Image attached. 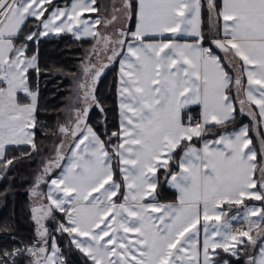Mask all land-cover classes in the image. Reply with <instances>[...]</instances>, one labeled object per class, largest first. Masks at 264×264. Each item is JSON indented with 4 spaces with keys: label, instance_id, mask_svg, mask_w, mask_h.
<instances>
[{
    "label": "snow or ice",
    "instance_id": "snow-or-ice-1",
    "mask_svg": "<svg viewBox=\"0 0 264 264\" xmlns=\"http://www.w3.org/2000/svg\"><path fill=\"white\" fill-rule=\"evenodd\" d=\"M206 4L207 34L201 27L204 0H119L103 18L98 0H71L63 7L54 0H0V173L40 150L34 131L40 40L70 33L94 41L73 75L68 108L55 113L68 118L48 133L64 139L30 189L36 238L0 250V264H17L23 256L28 264H69L46 226L57 212L63 219L56 231L67 234L69 251L75 248L89 264H230L218 250L264 264V243L254 251L264 238V0ZM132 18L134 31L116 26ZM29 19L35 30L30 26L21 37ZM98 26L116 27L108 33ZM165 33L171 38L149 40ZM178 33L192 42H178ZM29 43L37 45L31 55ZM116 59L119 128L105 141L87 121L92 108L104 113L97 84L109 66L104 61ZM237 104L251 127L233 123ZM192 105L199 106L198 115L190 112ZM10 145L30 151L7 158ZM56 169L60 175L47 180ZM162 183L175 189V201H159ZM5 232L10 235L7 226Z\"/></svg>",
    "mask_w": 264,
    "mask_h": 264
},
{
    "label": "trees",
    "instance_id": "trees-1",
    "mask_svg": "<svg viewBox=\"0 0 264 264\" xmlns=\"http://www.w3.org/2000/svg\"><path fill=\"white\" fill-rule=\"evenodd\" d=\"M68 0H54V5H62V3H67ZM217 3H220V0H217ZM215 22V21H213ZM35 20L29 19L24 26V30L21 33V37L30 30H35ZM209 13L207 10L206 0H204V8L202 15V30L205 34L209 32ZM92 40L88 39H75L70 33L61 34V35H49L46 38L40 40L38 48H39V64L41 69V75L38 78L39 84V112L37 113V127L35 131V142L39 147V151L33 153L27 159H17L12 165L11 169L4 173H0V250L7 248L8 250H12L13 246L18 247L22 244H31L33 240L36 238V225L32 220L31 215V207L33 203L31 202L29 196V190L23 185L33 184L34 177L36 176L42 162L48 156L51 150V144L55 133L56 125L59 121V116L57 110H52L49 108L52 106L50 100L52 96L50 94V76L53 75H66L70 77L69 72H63L60 69L54 68V64L57 62H52L51 59H45L44 52L46 49H52L56 52L62 50V52L67 53L64 57H69L67 60L70 62L72 59L78 60L80 63V58L84 56L86 50L88 49V44H90ZM31 47H29V52H34L37 48V45L34 43H29ZM63 57V58H64ZM59 60L61 62H64ZM66 63V62H65ZM53 64V65H51ZM76 65V64H75ZM79 65V64H78ZM74 67V66H72ZM101 79H108L107 83V97L105 101H101L104 106V113L102 114L99 109L92 108L89 116V122L92 123L96 132L102 137L103 140L107 141L113 131L118 130V111H117V101H116V87H117V65L116 61L107 69H105L104 73L101 76ZM37 83V77L35 72H32V84L35 87ZM20 98L23 100V95L20 94ZM237 107V105H236ZM53 119L54 122H53ZM237 127L241 123H248V125H252L251 119L247 115H240L239 109L237 107V119L233 122ZM232 129L231 126L229 130ZM260 130V129H259ZM254 131L249 133L250 137L253 141V147L259 151L260 141L257 136V132L254 134ZM214 137V136H210ZM116 139H112V144L116 143ZM46 142V143H45ZM182 150V149H181ZM181 150H178L175 153V159L178 158ZM30 151V146H8L6 149L7 158L20 157L22 154ZM175 168V167H174ZM57 171L46 177L47 180ZM162 176V173H161ZM160 176V179L162 177ZM46 184L41 185V191L45 192ZM160 187H165L164 183L161 184ZM250 203H259L258 201H252ZM9 207V216H8V224L7 230L10 232L6 234L5 227L2 219V212L4 207ZM235 210V209H234ZM233 211V210H232ZM56 218L49 219L47 223L50 227H54L57 225V221H61L62 215L57 212ZM56 228H53L54 234L56 236L57 243L61 246L62 251L64 252L66 258L68 259L69 264H89L86 257L83 256L75 248H72L69 251L68 241L69 238L67 234H61L56 231ZM52 230V229H51ZM52 234V231L50 232ZM264 240V238H262ZM259 244V241H258ZM258 244L254 251L257 250ZM219 251V256L227 259L230 264H246V257L241 256L239 259L231 256L230 254L223 253L222 250ZM17 264H28V257L23 256L18 258Z\"/></svg>",
    "mask_w": 264,
    "mask_h": 264
},
{
    "label": "rangeland",
    "instance_id": "rangeland-1",
    "mask_svg": "<svg viewBox=\"0 0 264 264\" xmlns=\"http://www.w3.org/2000/svg\"><path fill=\"white\" fill-rule=\"evenodd\" d=\"M98 3L100 4V15H101V18H103L105 16H108V17L111 16L112 7H113L114 4L117 7L119 6V0H98ZM131 22H132V19L131 20H121L120 22H118V24L116 26H119V24H123L124 26L128 27L131 24ZM116 26L108 27L106 30L103 27H100V26H98V27L100 28L101 32L107 31L108 33H112L115 30ZM93 43H94V41H92L90 44L86 45V46H88V49L90 48V46ZM29 47H31V46L29 45ZM34 52H29L28 54L31 55ZM66 54L67 53L62 52V50H59V51L56 52L55 50H52V49H49V50L46 49L45 52H44L45 59H51L52 62H55V63L57 62V64H54V65L51 64V65L54 66V68L56 67L57 69H60L63 72H69L71 74L70 77H68L66 75H63V76H60V75L50 76L51 77L50 78V83H49L50 93H47V94L48 95L50 94V96H52V99L50 100L52 106H50L49 108H51L53 111L57 110V112H61L62 110H65L66 108H68V99L73 95L74 90H75V81L73 80V75L77 73L78 64H80L78 60H75V62H74L73 59L70 62H68L67 59L69 57H64V56H66ZM62 58H63L64 62L59 63L60 62L59 60H62ZM104 62L109 64V66L107 67V68H109L115 61L109 62V61L105 60ZM72 66H74V67H72ZM107 83H108V79L103 80V79L100 78L99 81H98V84H97V89L98 90H97L96 94H97L100 102L102 100L105 101V99L107 97V95H106V93H107V88H106L107 87ZM22 102H26V101H22ZM90 112H91V110H90ZM90 112H89V116H90ZM67 118H68L67 112H64V114L59 115V121H64ZM54 120L55 119H53V122H54ZM88 120H89V117H88ZM87 122L90 123V125L94 128V126L92 125L91 122H89V121H87ZM61 139H64V138L60 137L58 139L57 136H54L52 142H50V143H52L51 144V150H50L48 156L44 159L43 162H45L48 157L54 155L53 146L54 145H58L60 143ZM67 144H68V141L66 140L65 141V147L67 146ZM41 167H42V164H41L39 170L41 169ZM32 186H33V184L31 183V184L23 185L22 187H24V188L26 187L29 190V196H30L31 202L33 203V198H32L31 193H30V189L32 188ZM233 211H235V210L233 209ZM31 215H32V213H31ZM8 216H9V207L6 206V207H4V210H3L2 216H1L2 219H3L2 220L3 224H5L4 227L9 226L8 221H7L8 220ZM55 218H56V214H55ZM59 221H57V223ZM46 226L48 227L50 232L52 231V234L51 233L50 234L56 238V236L54 234V231H53V228L57 227V225H55L54 227H50V225L46 222ZM253 235H255V232H253ZM59 247L61 248L60 245H59ZM13 248H15V247L13 246ZM257 249H258V247H257Z\"/></svg>",
    "mask_w": 264,
    "mask_h": 264
},
{
    "label": "crops",
    "instance_id": "crops-1",
    "mask_svg": "<svg viewBox=\"0 0 264 264\" xmlns=\"http://www.w3.org/2000/svg\"><path fill=\"white\" fill-rule=\"evenodd\" d=\"M71 3V0H68L67 1V3H62V5H59V6H61V7H63L65 4H70ZM220 3H221V0H220ZM56 5H58V4H56ZM56 5H54V6H56ZM95 15L96 14H94V13H92V14H89V13H85L84 14V16H85V18H87L88 16H93V17H95ZM202 15H203V9H202ZM202 15H201V27H202ZM135 23H136V21H135V18H132V22H131V24L127 27L128 29H129V31H134L135 30ZM221 24H222V21H221ZM206 33H208V32H206ZM72 35V34H71ZM169 38H171V34L170 33H165L164 34V36L163 37H161V36H159V35H157V36H154V37H150L149 38V40H160V39H169ZM176 40L178 41V42H180V43H184V42H189V43H191L192 42V39L190 38V37H187V36H185L183 33H178L177 35H176ZM205 47H208V44H205ZM126 50V49H125ZM216 52H217V54L218 55H223V53H221V52H219V50L218 49H214ZM116 61V65H117V84H118V79H119V70H120V64H119V59H116L115 60ZM247 82H246V79H245V84H246ZM23 95V94H22ZM116 101H117V111H118V125H119V120H120V117H119V99H118V95H117V87H116ZM237 107H238V109H239V105L237 104ZM190 112L193 114V115H198L199 114V112H200V108H199V106H196V105H192V106H190ZM187 115H188V113L186 112L185 113V119L187 118ZM250 118V117H249ZM89 125H90V123H88ZM242 125H248V123H241V124H239L238 126H237V128H239L240 126H242ZM91 126V125H90ZM250 127H251V125H250ZM94 129V128H93ZM232 129H230L229 131H231ZM94 131H96L95 129H94ZM260 131L261 132H264V128H260ZM255 133H256V131H254ZM254 133V134H255ZM98 134V133H97ZM99 135V134H98ZM256 135V134H255ZM100 136V135H99ZM101 137V136H100ZM207 139H216L217 138V136H214V137H210V136H208V137H206ZM101 139H102V137H101ZM103 140V139H102ZM116 143H117V141H116ZM193 143L195 144V146H197V147H200V146H202V143H203V141H197V140H194L193 141ZM69 146V144H67V146H66V148ZM183 154V150H181V152H180V154L178 155V158H177V160L179 159V157L181 156ZM62 163H66V161H64V162H62ZM61 170L62 169H57V171L49 178V181H50V179L51 178H54V177H57V176H59L60 175V172H61ZM173 171H178V168H173ZM162 179H161V181H163V173H162ZM117 179H119V176L117 175ZM164 185H165V187H159L158 188V193H159V195H158V199H159V201L160 202H173V201H175V199H176V196H177V193H176V191H175V189H173V188H171L168 184H166V183H164ZM47 192V184H46V187H45V193ZM252 204H255L257 207H259V206H261L259 203H252ZM233 213L232 214H235V211H232ZM62 215V214H61ZM62 218H63V215H62ZM241 226V222H239V221H236V222H233V227L234 228H238V227H240ZM199 239H200V241L202 242V240H203V230H202V228H201V230H200V236H199ZM261 243H264V240H260L259 241V244H258V249L255 251V252H259V245L261 244ZM222 259H225V258H223L222 257Z\"/></svg>",
    "mask_w": 264,
    "mask_h": 264
}]
</instances>
